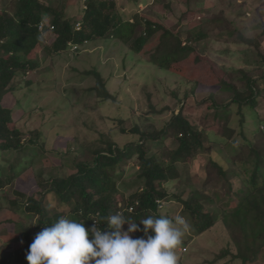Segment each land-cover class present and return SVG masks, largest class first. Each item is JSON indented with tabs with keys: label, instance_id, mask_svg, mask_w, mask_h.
<instances>
[{
	"label": "trees",
	"instance_id": "trees-1",
	"mask_svg": "<svg viewBox=\"0 0 264 264\" xmlns=\"http://www.w3.org/2000/svg\"><path fill=\"white\" fill-rule=\"evenodd\" d=\"M172 1L166 2L168 10H173ZM8 3L12 5L11 10L4 6ZM1 5L0 150L12 151L7 172L0 174L1 192L21 176L15 170L16 165L24 163L25 169L42 156L48 157L50 152L58 151L48 149L41 139L40 130L27 132L19 127L13 117V108L3 102L5 95L15 90L13 80L28 75L40 65L42 50L53 54L76 52L78 49L73 48L78 45L98 39L120 38L130 50L141 56L147 51L149 63L155 59L160 69L174 73L177 72L176 64L182 63L178 62L176 55L190 49L197 52L198 64L210 67L214 73L212 76L220 80V86L214 89H218L219 97L224 99L213 91L197 99L196 92L201 84L185 65L179 71L191 73L192 88L185 94L187 100L176 97L179 110L171 116L166 127L156 128L153 122H147V118L145 126L135 123L127 129L125 120L120 117L114 119L112 130L100 134V144H74L69 141L66 144L68 150L57 157L60 163L51 165L52 169L48 164L38 169L36 177L41 195L31 193L28 196L27 192L19 191V197L11 200V210L14 207H17L15 211L22 210L23 203L26 212L39 215V218L36 225L22 228V241L13 253L2 256L0 264H29L26 257L35 236L60 218L83 222L86 229L93 226L92 218H96L100 221L96 226L108 231L107 217L110 215L121 213L139 224L140 220L149 216L174 218L177 208H180L179 215L196 227L198 235L213 229L219 221L226 229L245 233V242L236 245V248L229 246L223 249L218 254V260H227V264H264V151L261 154L255 148L259 136L264 133V54L260 52L264 16L261 32L246 36L244 31H238V38L247 44L242 53L244 62L252 65L253 70L257 68L256 73L251 75L244 68L233 67L223 73L220 66L217 71L212 66L207 52L213 43L211 29L216 25L214 22L206 25L202 20H187L185 22L190 21L189 24L181 23V28L174 29L154 17L140 19L137 13L129 21L119 12L116 0H81L80 8L73 11L69 4L65 7L63 3L52 6L43 0H0ZM46 19L48 26L41 31L40 23L46 22ZM220 20H224V27L232 25L224 18ZM78 22L82 23L79 30L76 29ZM197 22L200 23L199 29L194 31ZM50 25L54 26L53 30ZM139 26H142L141 32H137ZM44 39L47 42L42 45ZM248 58L249 61H245ZM96 72L95 69L86 70L84 74L96 75ZM26 81L27 85L32 83L31 79ZM95 81L91 90L99 98L117 100V95L102 82L101 75L98 78L96 75ZM165 107L158 111L150 103V111L144 114L148 117L152 113L161 115ZM236 108L239 111H235ZM222 114L225 126L219 123ZM210 129L214 130L212 139L209 137ZM116 130L124 136L129 134L132 139L124 145L119 144L115 140L118 135L114 133ZM241 141L251 153L236 158L238 153H242ZM154 145H157L156 150L152 151ZM207 145L212 149H205ZM224 147L230 148L234 155L221 157L219 151ZM205 150L209 151V160L204 172L190 177V163ZM135 156L139 167L135 173L128 175V167ZM179 165L186 166V170ZM173 187L175 190L171 191ZM51 193L59 197L65 207H70L68 215L65 208L50 214L45 199ZM239 196L242 197L238 199ZM211 208L219 209L222 214L216 218ZM123 227L126 230L128 225ZM140 227L143 228V225ZM143 235V232L132 234L133 238Z\"/></svg>",
	"mask_w": 264,
	"mask_h": 264
},
{
	"label": "rangeland",
	"instance_id": "rangeland-1",
	"mask_svg": "<svg viewBox=\"0 0 264 264\" xmlns=\"http://www.w3.org/2000/svg\"><path fill=\"white\" fill-rule=\"evenodd\" d=\"M43 1L52 6H59L63 3L65 7L69 4L72 11L78 10L81 5V0ZM116 1L119 12L124 19L129 21L137 13L140 19L154 17L174 29L181 28V23L189 24L190 21L189 23L185 22L187 20L192 22L202 20L206 25H209V22H214L221 28L218 29L214 25V28L211 29L214 38H212L213 43L207 54L212 61V66L216 67V71L220 66L223 73L230 71V68L233 69V67L244 68L251 75L256 73L257 68L253 70L252 65L244 62L242 53L246 50L247 44L238 38V31L242 30L246 36H253L256 32L263 30L261 20L264 16V0H173L171 2L173 10L167 9L166 2L168 0ZM4 6L12 9L11 3ZM222 18L231 22L232 25H229L228 28L224 27V20H220ZM143 23L144 21L141 20V25ZM199 24V22L195 24L194 31L199 29ZM141 27L137 28V32H141ZM45 39L42 45L46 44L47 40ZM153 42L156 43L157 39ZM40 52V65L28 75L16 77L12 82L16 86L14 92L6 94L3 102L5 106L13 108V117L19 127L27 132L40 130L41 139L46 142L48 149L58 150L56 151L58 154L50 152V156H42L37 159L35 164H29L25 169L24 163L16 165L15 170L17 173H21V176L17 182L6 186L3 192L0 191V259L4 254L15 251L18 243L22 241L20 239L22 228L36 225L39 218V215L26 212L22 207L23 203L22 210L15 211L17 207L11 210V200L19 197V191L27 192L28 196L31 193L36 196L41 195V188L36 177L38 169L43 164H48L49 169H52L51 165L60 163L57 157L61 156V152L65 153L68 150L66 144L69 141L74 144H100V139H102L100 134L112 130L115 125L114 119L120 117L125 120L127 129L135 123L145 126L144 122L147 118L149 119L147 122H153L156 128L166 127L171 116L179 110L176 97L187 100L185 94L189 93L192 88L191 73L181 72V74L179 71L185 65L188 72H192V77L198 78L201 84L196 92L197 99L207 96L212 91L217 92L216 95L219 97V90L214 87L220 86V80L215 78L216 76H212L213 72L210 67L206 65L208 68H204L198 64L200 59L197 52L190 49L176 55L178 62L182 63L176 64L177 72L174 73L160 69L159 62L155 59L149 63L147 51H145L146 53L142 52L141 56V54L130 50L120 38L112 37L91 41L81 46L76 52L60 54L44 50ZM260 52L264 54V37L261 38ZM245 61L248 62L249 58ZM173 68L175 67L173 66ZM94 69L97 71V78L98 75H101L102 82L112 93L117 95L116 101L102 100L94 90H91L95 86L96 75L95 73L87 75L84 72ZM26 79H31L32 83L27 85ZM150 103H153L158 111H161L165 106L170 108L165 107L166 109L161 115L152 113L148 117L144 112L150 111L148 109ZM235 111H239V108H236ZM219 123L225 126L223 114L219 117ZM127 132L129 133L128 130ZM114 133H118L115 140L121 145L132 139L129 134L124 136L125 134L120 130H116ZM213 133L214 130L210 129V139L213 138L211 137ZM166 143L168 145L169 141ZM241 143H243V146L240 145L242 153H238L236 158L251 153L245 142L241 141ZM155 146L157 145L153 146L152 151L156 150ZM230 148L232 147L230 146ZM230 148L224 147L220 150L221 157L234 155ZM255 148L263 154L264 133L259 136ZM205 149L210 150L212 146L207 145ZM172 150L171 147L170 151ZM207 150L190 163L188 173L190 177L199 176L204 172L209 160V151ZM10 152L12 151L0 150V174L7 172L8 160L12 158L9 157ZM137 159L135 156L130 163L127 170L128 175H132L138 169ZM181 166L179 165V167ZM181 169L186 170V166ZM170 190L174 191L175 188ZM242 196H239L238 199ZM45 202L50 214L63 208L67 212L70 208L65 207L60 198L52 193L47 194ZM72 204L73 201L70 206ZM166 205L168 206V204ZM177 210L174 216L179 215L180 208ZM210 210L216 218L222 214V211L217 208ZM190 224V232L185 235L182 244L176 249V254L181 260L179 264H227V260H218V254L230 248L229 246L236 248V245L245 242L244 232L226 229L220 221L213 229L199 235L196 232V227L191 222ZM184 245H186V251L182 252ZM236 264L241 263L236 262Z\"/></svg>",
	"mask_w": 264,
	"mask_h": 264
},
{
	"label": "clouds",
	"instance_id": "clouds-1",
	"mask_svg": "<svg viewBox=\"0 0 264 264\" xmlns=\"http://www.w3.org/2000/svg\"><path fill=\"white\" fill-rule=\"evenodd\" d=\"M92 219L95 223L88 229L83 222L69 218L45 227L29 246V264H179L176 249L191 230L183 215L149 216L138 224L116 213L107 217L108 231L96 226L98 219ZM136 232L144 235L133 238ZM183 247L182 252L186 251V245Z\"/></svg>",
	"mask_w": 264,
	"mask_h": 264
},
{
	"label": "built area",
	"instance_id": "built-area-1",
	"mask_svg": "<svg viewBox=\"0 0 264 264\" xmlns=\"http://www.w3.org/2000/svg\"><path fill=\"white\" fill-rule=\"evenodd\" d=\"M47 26H48V23L45 22V21H43L42 23H40L39 28H40L41 31H43ZM50 29L53 30V29H54V26H53V25H50ZM76 29H77V30L81 29V23H80V22L77 23V25H76ZM74 49H78V47L75 46Z\"/></svg>",
	"mask_w": 264,
	"mask_h": 264
}]
</instances>
